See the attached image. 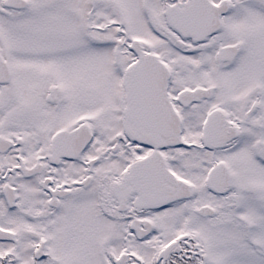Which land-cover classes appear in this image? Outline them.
Masks as SVG:
<instances>
[{
    "label": "snow or ice",
    "instance_id": "snow-or-ice-1",
    "mask_svg": "<svg viewBox=\"0 0 264 264\" xmlns=\"http://www.w3.org/2000/svg\"><path fill=\"white\" fill-rule=\"evenodd\" d=\"M0 264H264V0H0Z\"/></svg>",
    "mask_w": 264,
    "mask_h": 264
}]
</instances>
